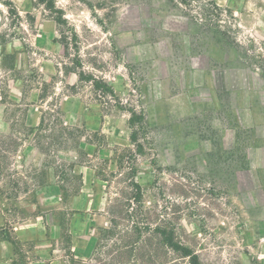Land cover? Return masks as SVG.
Returning <instances> with one entry per match:
<instances>
[{"label":"rangeland","instance_id":"1","mask_svg":"<svg viewBox=\"0 0 264 264\" xmlns=\"http://www.w3.org/2000/svg\"><path fill=\"white\" fill-rule=\"evenodd\" d=\"M47 107L73 135L43 180L68 192L21 191L15 211L0 196L14 264L41 247L89 262L129 178L201 264H264V0H0V136ZM27 137L9 159L20 173L43 161ZM36 218L18 230L44 223L45 242L16 238Z\"/></svg>","mask_w":264,"mask_h":264},{"label":"trees","instance_id":"2","mask_svg":"<svg viewBox=\"0 0 264 264\" xmlns=\"http://www.w3.org/2000/svg\"><path fill=\"white\" fill-rule=\"evenodd\" d=\"M227 37L228 35H222L224 40L222 47L226 46L228 49L234 44L237 56H234L233 60L237 61L241 57L240 50L243 46L234 39L226 41ZM81 79L83 76L80 75L79 80ZM104 86L111 91L106 85ZM99 95L103 96L104 91ZM14 125L16 126L12 127L10 134L0 136V178L6 176L9 185L6 190L0 187V196L4 195L8 200L10 210H16L15 203L21 191L35 194V191L48 186L63 193L68 192L65 185L57 184L53 187L51 184H46L43 176L46 165L50 162L54 163L56 151L61 149L59 145L70 143L73 135L72 127L60 123L58 117L53 114V109L49 107L41 110L36 127L16 122ZM27 135L31 145L42 155L43 161L31 164L29 171L20 173L12 168V162L9 159L14 153L16 154V145L20 144L19 140ZM130 138L135 142L137 136L132 133ZM136 145L140 146V144ZM55 162V166L58 167L59 162ZM56 172L57 170L53 167V173ZM65 179L66 177H62V180L65 181ZM117 183L122 186L110 200L107 210L109 224L98 229V236L91 239L92 243L86 250L85 257L89 259V262L71 258L70 264H114L115 262L117 264H170L171 261L168 260L170 253L187 257V264H201L193 250L176 240L174 226L160 216V209L144 206L143 192L138 182L129 178V180H118ZM159 258L161 263H155Z\"/></svg>","mask_w":264,"mask_h":264},{"label":"crops","instance_id":"3","mask_svg":"<svg viewBox=\"0 0 264 264\" xmlns=\"http://www.w3.org/2000/svg\"><path fill=\"white\" fill-rule=\"evenodd\" d=\"M34 222L37 225H39L40 220L38 218L36 219H27L24 220L18 224H15L16 231L14 232L16 234V238L18 239H24V241H35V246L44 243L43 239H46V229L43 223L42 230H39V227L35 230H30L29 228L26 230H18L19 225H28L29 223ZM4 221L2 218H0V229L3 227ZM18 225V226H17ZM33 232V233H31ZM22 237V238H20ZM23 241V240H20ZM3 248V250H2ZM37 255L39 258H36L34 260H31L28 262V264H61V261L59 259H47L45 254V248H39L36 249ZM47 254V253H46ZM48 256H50V253L48 252ZM0 264H14V245L13 242L6 238H0Z\"/></svg>","mask_w":264,"mask_h":264}]
</instances>
